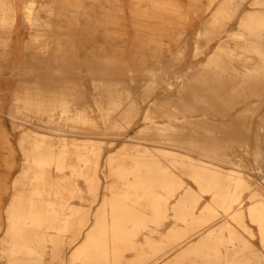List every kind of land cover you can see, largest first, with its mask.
Segmentation results:
<instances>
[{
	"label": "rangeland",
	"instance_id": "1",
	"mask_svg": "<svg viewBox=\"0 0 264 264\" xmlns=\"http://www.w3.org/2000/svg\"><path fill=\"white\" fill-rule=\"evenodd\" d=\"M14 1L20 18L27 0ZM36 1L39 18L43 15L47 20L51 15L49 5L46 0ZM91 1L95 8L94 70L88 68L86 58L85 64H81L83 59L78 55L73 65L77 73L67 72V80L53 85L54 91L60 93L65 89L64 82H77V95L72 97L70 111H65L67 106L64 109L56 96L51 98L52 102L41 106H23L24 103L15 97L24 96L23 85L30 84L19 79L24 76L20 71L22 63L7 68L0 61L2 220L15 195L14 183L22 172L28 152L27 143L22 144V139L28 142L44 138L56 145L66 141L71 148L84 142L89 147H101L98 194L90 191L89 182L83 176H77L78 195L69 199L73 207L89 212L87 226L92 225L95 213L110 195L108 186L114 178L106 176L109 171L107 158L122 148L131 149L137 145L179 149L204 163L220 167L226 171L224 173L241 174L251 186L244 190L236 208L247 211L253 202L264 198V158L254 156L258 148L264 156V58L256 50H248L246 40L235 37L242 28V17L250 12L264 13V0H259L262 3L237 0V7L210 31H206V24L224 0H187L197 11L205 4L207 15L201 29L189 35L185 31L186 16L181 8L176 11L175 0ZM88 4L90 0H83L80 7L85 10V17ZM44 20L40 22L43 25ZM24 24L30 26L27 22ZM261 34L262 37L258 32H248L247 36L264 52V31ZM44 39L43 34L40 42ZM3 50L0 49V60L5 55ZM256 67L258 71L247 70ZM113 99L120 104H112ZM152 124L166 125L169 138L161 137L159 129L149 127ZM170 139L178 141L179 145L167 143ZM171 169L183 183L177 194H182L184 187L197 193L201 191L191 172ZM49 172L56 176L58 171L50 169ZM255 192L260 194L254 195ZM211 198L212 194L202 193L197 210ZM174 201L172 199L171 204ZM170 212L169 209L157 231L144 230L137 236L138 243L144 242L146 237L164 243L157 248L145 246L143 251L149 254L142 264L152 261L157 264L179 253L180 250H172L169 245V231L175 224ZM225 220L219 214L199 232L190 231L185 236L184 247L203 238L206 230L218 227ZM245 222L248 229L233 221L232 225L264 258L258 225L249 216L245 217ZM84 238L85 232L72 241L71 234L66 233L58 256L52 254L53 244L48 242L44 264H69L72 251ZM136 252L128 250L125 257L133 259ZM4 259L0 252V264ZM262 261L264 263V259Z\"/></svg>",
	"mask_w": 264,
	"mask_h": 264
},
{
	"label": "bare ground",
	"instance_id": "2",
	"mask_svg": "<svg viewBox=\"0 0 264 264\" xmlns=\"http://www.w3.org/2000/svg\"><path fill=\"white\" fill-rule=\"evenodd\" d=\"M257 3L262 2L258 0ZM236 4L237 0L220 3L206 24V31L221 23L237 7ZM49 9L51 15L44 20L43 15L39 18L36 0H27L23 4V17L34 31L32 44L35 46H39L43 31L51 30L54 25V5L49 4ZM16 14L14 0H0V49L3 51L7 49ZM43 20L44 25L40 23ZM240 26L242 28L235 37L246 40L248 50L254 49L264 58V52L247 36L248 32H258L263 36L264 13H248L241 18ZM32 70L34 68L30 67L29 72ZM247 70L258 71V67ZM47 72L54 70L47 69ZM24 81L30 82L28 86L23 83L24 96H15L24 103L23 106H41L52 102L51 98L56 96L64 109L67 106L65 111H70L72 97L77 95V82H64L67 91L56 93L53 85L57 80L53 77L40 79L37 76ZM111 103L118 105L120 101L113 99ZM149 127L159 129L161 137L169 138L165 132L166 125L152 124ZM21 143H27L25 149L28 152L22 172L15 180V195L6 207L4 220L0 214V252L5 257L1 264H44L48 242L53 244L52 254L58 256L66 233L71 234L73 241L83 232L85 238L72 251L69 264H142L149 254L143 251L145 246L157 248L164 243L152 237L138 243L137 236L144 230L157 231L169 209L175 222L169 231V245L172 250L180 251L157 264H264L263 255L242 239L232 225L233 221L248 229L245 217L249 216L258 225L264 245V198L253 202L247 211L236 208L244 190L251 186L241 174L224 173L226 171L220 167L204 163L175 148L140 145L122 148L107 158L109 171L106 176L114 178L108 186L110 195L104 198L92 225L87 226L89 212L73 207L69 199L78 195L77 176H83L89 182L90 191L98 194L101 147H89L84 142L71 148L66 141L56 145L44 138L28 142L22 139ZM167 143L179 145L172 139ZM254 156L264 158L259 148L255 149ZM171 167L191 172L201 191L197 193L184 187L183 193L177 194L183 183ZM50 169L58 171L56 176L49 172ZM202 193L212 194V198L198 211ZM172 199L175 201L171 204ZM219 214L226 219L221 225L209 228L203 238L184 247L185 236L190 231L199 232ZM178 223L184 226L179 227ZM128 250L137 251L135 258L125 257Z\"/></svg>",
	"mask_w": 264,
	"mask_h": 264
},
{
	"label": "crops",
	"instance_id": "3",
	"mask_svg": "<svg viewBox=\"0 0 264 264\" xmlns=\"http://www.w3.org/2000/svg\"><path fill=\"white\" fill-rule=\"evenodd\" d=\"M82 1L46 0L47 5H54V25L51 30H47L48 32L43 31L45 42L41 41L39 46L32 44L34 31L30 26L24 24L23 13L20 18L16 14V20L9 35V43L4 52L5 55L0 60L2 66L8 68L21 62L20 71L24 76L19 79L23 81L34 79L37 76H40V79L53 77L57 81H62L68 79L65 76L67 72L77 73V68L73 65H75V58L79 55L83 59L80 63L85 64L84 58H86L88 68L94 70L95 8L93 1L90 0L85 17V10L80 9ZM174 2L176 11L181 8L182 13L186 16L185 31L187 34L197 33L207 16L205 4L202 9L197 11L195 6L192 8L190 4L188 5L187 0H182V3L181 0ZM171 22L170 24H172ZM133 41L136 43V39ZM30 67L34 68V71L29 72ZM47 69H53L54 72L48 73ZM6 80L8 81L9 78Z\"/></svg>",
	"mask_w": 264,
	"mask_h": 264
}]
</instances>
